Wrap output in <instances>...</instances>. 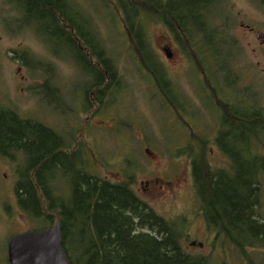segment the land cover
Here are the masks:
<instances>
[{
	"label": "rangeland",
	"instance_id": "rangeland-1",
	"mask_svg": "<svg viewBox=\"0 0 264 264\" xmlns=\"http://www.w3.org/2000/svg\"><path fill=\"white\" fill-rule=\"evenodd\" d=\"M69 1L114 62L119 91L105 95L100 105L90 95L85 107L84 93L94 77L76 63L67 45L53 39L37 21L25 23L15 0H0V112L9 110L51 129L70 153L80 155L86 173L129 186L175 226L189 256L207 264H264V249L242 254L209 229L192 176L193 157L203 140L208 144L210 168L230 169L214 141L221 128L215 95L242 114L250 115L255 107L264 117V5L257 0H218L211 16L222 42L209 49L201 45L194 49L182 35L175 39L158 17L146 14V41L157 70L173 88L174 97L169 99L152 68L140 59L115 0ZM219 51L224 56L217 57ZM22 56L28 63L20 60ZM45 84L50 90L41 88ZM251 129L258 131L259 123ZM258 133L256 151L264 157V130ZM190 146L193 155L188 153ZM21 157L14 152L0 159V175H7L10 188ZM154 182L168 187L156 201L146 186ZM56 183L58 195L65 199L70 184L64 178ZM262 183L257 214L264 223V179ZM3 201L0 197V204ZM21 220L5 225L0 221V264H8L11 237L25 227ZM44 227L39 224L36 229ZM80 242L75 236L67 244L76 250ZM194 242L201 246H193Z\"/></svg>",
	"mask_w": 264,
	"mask_h": 264
},
{
	"label": "trees",
	"instance_id": "trees-1",
	"mask_svg": "<svg viewBox=\"0 0 264 264\" xmlns=\"http://www.w3.org/2000/svg\"><path fill=\"white\" fill-rule=\"evenodd\" d=\"M217 1L115 0L140 59L152 68L166 98L174 97L173 88L154 64L146 41L144 17H158L175 39L182 35L194 49L200 45L209 49L222 42L211 16ZM257 1L264 5V0ZM15 2L29 22L37 21L53 39L67 45L76 63L94 77L84 93L85 107L90 95L100 105L105 95L119 91L120 77L114 62L69 0ZM216 55L224 56L222 51ZM205 85L210 87L207 81ZM41 88L50 90L48 84ZM215 98L219 99L215 104L221 128L214 141L228 158L230 169L213 171L206 160L208 144L201 141L192 161L196 195L210 230H216L242 254L247 249H264V223L257 214L264 157L256 151L264 117L255 107H251L250 115L242 114L217 95ZM257 123L260 129L252 130ZM0 140L13 151L25 149L29 168L38 170L40 186L41 174L45 175L50 168L53 171L48 173L53 179L64 178L70 184L68 196L55 203L56 210H60L56 215L62 224L63 249L70 264H207L186 254L175 226L158 216L129 186L113 185L75 169V155L65 164L68 157L63 155L64 142L54 131L5 110L0 112ZM190 149L191 146L188 153L193 155ZM71 163L74 169L68 171ZM75 236L81 240L76 250L67 244Z\"/></svg>",
	"mask_w": 264,
	"mask_h": 264
},
{
	"label": "flooded vegetation",
	"instance_id": "flooded-vegetation-1",
	"mask_svg": "<svg viewBox=\"0 0 264 264\" xmlns=\"http://www.w3.org/2000/svg\"><path fill=\"white\" fill-rule=\"evenodd\" d=\"M23 21L28 24L32 23V22H29L28 19L25 18V15L23 17ZM168 58L171 59V56L168 55ZM25 59H27L26 63H28V58H26V56L20 57V60L25 61ZM53 92H55V90H53ZM175 97H176V92H175ZM94 101L97 103L96 99H94ZM65 149H66V145L64 143V147H63L64 154L63 155L68 157V159L64 161L65 164L71 161V159L69 160V158H71L72 155H75L76 157L73 160L76 162V166H74L75 169L82 171V172L84 171L86 173L85 169L82 168L83 165H82L81 159L78 158L80 157V155H78V153L76 152L70 153L71 151L68 150L69 148L66 150ZM14 152L22 156L20 160L22 161V163L23 162L24 163L23 164L20 163L17 166L15 184L12 185L11 188L8 187L6 183L7 175L2 174V177L0 175V197L4 200L0 204V221L4 223L5 225L7 222L12 223V222H15V220L18 221L19 219L22 218L21 223L25 224L24 225L25 227L24 229H20L16 231L17 234L13 235L11 237V240L14 237L19 236V235H23L27 233L43 232L48 229H52L56 223L60 224V230L62 233V226H61L62 224L56 215L59 213L60 210L59 211L56 210V206H55L56 202L62 201V197L58 195L54 187L57 183H56V180L53 179L51 176V173H52L51 171H53V168H50L48 170V172H51V173L47 172L45 173V175L43 173L41 174L43 176L40 178L42 182V186H40L41 184L39 183L37 179L38 170H33L29 168L28 154L25 151V149L20 148L18 149V151H13L9 147V144H2L0 140V159L1 160L2 159L6 160L10 158L12 155H14ZM69 166L70 167L67 169L68 171L71 168H73L72 163L69 164ZM29 181L31 182V185H27ZM146 186L147 188L151 187V191L149 195L155 201L157 200V198L164 195V189L168 190V187L167 188L158 187L156 182H154L153 184L147 183ZM69 193H70V190H69ZM38 213H40V215H38ZM38 222H40L39 224H45V227L41 229H36V227L39 225ZM195 243L201 246L200 243L194 242V244ZM7 257H8V247H7ZM7 262L9 264L8 259H7Z\"/></svg>",
	"mask_w": 264,
	"mask_h": 264
},
{
	"label": "water",
	"instance_id": "water-1",
	"mask_svg": "<svg viewBox=\"0 0 264 264\" xmlns=\"http://www.w3.org/2000/svg\"><path fill=\"white\" fill-rule=\"evenodd\" d=\"M8 261L9 264H70L63 249L60 224L43 232L14 237L8 246Z\"/></svg>",
	"mask_w": 264,
	"mask_h": 264
},
{
	"label": "bare ground",
	"instance_id": "bare-ground-1",
	"mask_svg": "<svg viewBox=\"0 0 264 264\" xmlns=\"http://www.w3.org/2000/svg\"><path fill=\"white\" fill-rule=\"evenodd\" d=\"M70 236V235H69Z\"/></svg>",
	"mask_w": 264,
	"mask_h": 264
}]
</instances>
